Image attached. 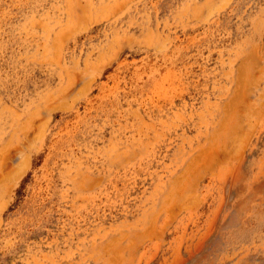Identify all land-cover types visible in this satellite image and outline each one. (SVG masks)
I'll return each mask as SVG.
<instances>
[{"label":"rangeland","instance_id":"obj_1","mask_svg":"<svg viewBox=\"0 0 264 264\" xmlns=\"http://www.w3.org/2000/svg\"><path fill=\"white\" fill-rule=\"evenodd\" d=\"M209 254L264 264V0H0V264Z\"/></svg>","mask_w":264,"mask_h":264},{"label":"bare ground","instance_id":"obj_2","mask_svg":"<svg viewBox=\"0 0 264 264\" xmlns=\"http://www.w3.org/2000/svg\"><path fill=\"white\" fill-rule=\"evenodd\" d=\"M247 59V58H246ZM249 64V63H248ZM258 70V68H257ZM242 72V71H241ZM244 73V72H243ZM257 74V73H256ZM244 75V74H243ZM242 75V76H243ZM240 76V78L242 77ZM254 76V75H253ZM246 77V75L244 76V78ZM243 78V79H244ZM255 78V77H254ZM245 85V84H244ZM237 86V85H236ZM250 89V88H249ZM244 91V90H243ZM242 91V92H243ZM251 92V91H250ZM239 93V92H238ZM244 93V92H243ZM245 94V93H244ZM251 94V93H250ZM236 95V94H235ZM242 95V94H241ZM262 97V96H261ZM237 99V98H236ZM230 103V101H228ZM233 105V104H232ZM230 116V114H229ZM238 116V115H237ZM231 118V117H230ZM243 118V117H242ZM245 118V117H244ZM228 119V118H227ZM248 120V119H247ZM240 123V122H239ZM241 125V124H240ZM240 129V128H239ZM238 129V130H239ZM240 131V130H239ZM231 142V140H230ZM234 142V141H233ZM237 152V151H235ZM201 156V155H200ZM206 157V156H205ZM237 191V188H234L233 191H232V195L235 194V192ZM237 204V203H235ZM234 204V205H235ZM239 205L241 206V204L239 203ZM239 205H236L235 209H233L232 211H229V213L227 214L225 220H224V228L226 229H229L231 226L235 225L238 223V220L241 218L239 212H238V208H239ZM209 255H206V256H203V257H198L196 258L191 264H207L208 262V259H209Z\"/></svg>","mask_w":264,"mask_h":264}]
</instances>
